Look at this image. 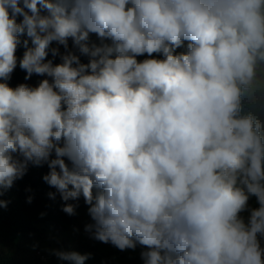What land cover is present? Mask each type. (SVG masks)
Wrapping results in <instances>:
<instances>
[{
    "label": "clouds",
    "instance_id": "9594fccd",
    "mask_svg": "<svg viewBox=\"0 0 264 264\" xmlns=\"http://www.w3.org/2000/svg\"><path fill=\"white\" fill-rule=\"evenodd\" d=\"M25 32V79L52 82L0 83V197L29 163H47L63 201L90 205L86 231L122 251L148 247L145 264H264V126L242 114L264 89V0H0V80ZM90 33L112 43L89 46ZM69 38L88 64L44 62ZM145 53L164 59L138 62ZM250 195L260 207L246 225Z\"/></svg>",
    "mask_w": 264,
    "mask_h": 264
},
{
    "label": "trees",
    "instance_id": "16d2710c",
    "mask_svg": "<svg viewBox=\"0 0 264 264\" xmlns=\"http://www.w3.org/2000/svg\"><path fill=\"white\" fill-rule=\"evenodd\" d=\"M20 6L23 7V0H20ZM25 11H28V9H25ZM41 14L46 15V10L41 9ZM22 20L23 17L17 15V23H20ZM19 39L20 44L17 46L15 53L17 57V66L11 73L10 79L7 81L0 80V83H7L11 88H16L20 84H26L29 87L35 88L45 79L49 80L51 83L52 78L46 74L38 75L33 73L28 79H25L27 72L20 68L19 61L23 58L27 48H32L34 45L32 44V39L27 36L26 32L21 34ZM25 40L28 42L27 47L24 44ZM111 43L109 39L101 40L95 33L89 34V46H100L102 44L110 45ZM187 43L188 42L185 41L183 45H187ZM53 48L58 49L57 55L52 54ZM47 51L48 55L44 62L50 60L53 65L61 64L63 62L62 57L69 53L76 55L80 63L83 64H88L91 59L89 55L80 52L78 46L74 44L71 38L67 41V48L57 42H52ZM175 52L178 54L179 48H177ZM159 56L160 59H164L161 53H159ZM242 114L254 115L261 121L262 126H264V89L257 90L254 94L245 96ZM262 131H264V127H262ZM59 143L60 146H63V140ZM12 155L14 159L23 160V157L19 153H13ZM54 158L55 154L53 152L50 159ZM63 159L71 169V162L66 157ZM57 170L59 171L58 168ZM49 171L50 169L47 163H44L42 166H34L29 163L27 172L23 178L14 181L13 186L10 189L4 190L3 196L0 197V199L8 202L6 207L0 208V264H30L32 262H37L39 260L36 255L38 251H36L33 256L29 252L32 250L35 251L36 234L40 231L39 226H45L57 232L65 231L74 226L75 216L78 211L90 207V205L85 202L82 194L78 199L63 201L57 189L51 187L43 179ZM69 187L71 188V186ZM97 191L96 188L93 189L94 196ZM50 193L54 194V196H50ZM29 198H31V202H29ZM65 204L75 205L74 215H69L62 210ZM245 210H247V208ZM78 244L76 245L77 247ZM136 244L139 243L137 242ZM13 247L26 253V255L20 257L13 256L8 252V250ZM79 249H81V247ZM82 255L88 256L84 264L100 263L99 258L96 257L94 252H90L89 249L83 251ZM66 262L74 264L73 261L66 260Z\"/></svg>",
    "mask_w": 264,
    "mask_h": 264
},
{
    "label": "rangeland",
    "instance_id": "374dc122",
    "mask_svg": "<svg viewBox=\"0 0 264 264\" xmlns=\"http://www.w3.org/2000/svg\"><path fill=\"white\" fill-rule=\"evenodd\" d=\"M187 45L179 48V53L186 52ZM178 53V54H179ZM160 59L159 53H153L148 56L147 53L137 56L138 62L145 59ZM258 74L264 79V71L258 69ZM260 204L254 195L249 196L247 210L241 212L240 217L247 225L250 221L251 211L258 209ZM89 208L78 211L75 216L74 226L65 231H55L45 226H39V233L36 234L35 251L29 253L33 256L35 252L39 260L30 264H69L66 260L60 259L55 253L62 252H77L82 255L83 251L89 249L94 252L96 257L99 258V264H145L142 258V253L150 251L146 246L136 244L134 249L119 250L111 243H103L93 238L92 233L86 231V226L94 224L89 211ZM261 249H264V235L257 234ZM79 243V244H78ZM78 244V247L76 246ZM81 247V249H79ZM10 254L15 257L25 256L26 253L19 251L15 247L8 250ZM262 260H264V253H262ZM25 264V263H23Z\"/></svg>",
    "mask_w": 264,
    "mask_h": 264
},
{
    "label": "built area",
    "instance_id": "2783aa9c",
    "mask_svg": "<svg viewBox=\"0 0 264 264\" xmlns=\"http://www.w3.org/2000/svg\"><path fill=\"white\" fill-rule=\"evenodd\" d=\"M241 215V213L239 214V216ZM38 253H40V252H38Z\"/></svg>",
    "mask_w": 264,
    "mask_h": 264
}]
</instances>
